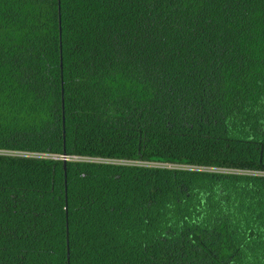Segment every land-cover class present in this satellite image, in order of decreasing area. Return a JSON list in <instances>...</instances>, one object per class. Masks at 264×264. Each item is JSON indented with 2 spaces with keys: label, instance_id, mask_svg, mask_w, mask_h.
<instances>
[{
  "label": "trees",
  "instance_id": "obj_1",
  "mask_svg": "<svg viewBox=\"0 0 264 264\" xmlns=\"http://www.w3.org/2000/svg\"><path fill=\"white\" fill-rule=\"evenodd\" d=\"M0 151V264H264V0H0Z\"/></svg>",
  "mask_w": 264,
  "mask_h": 264
},
{
  "label": "rangeland",
  "instance_id": "obj_2",
  "mask_svg": "<svg viewBox=\"0 0 264 264\" xmlns=\"http://www.w3.org/2000/svg\"><path fill=\"white\" fill-rule=\"evenodd\" d=\"M9 154V155H15V156H27V157H35V156H39V155H36V154H31V153H23V152H11V151H0V154ZM25 154V155H24ZM50 158H55V157H52V156H48ZM94 161V159H91V161ZM87 161V160H86ZM102 162H106V163H114V164H124V162H121V161H113V160H104ZM127 163V162H125ZM136 164V163H135ZM146 165H151V166H163V165H152V164H146ZM201 168V167H200ZM201 170H213L211 168H201ZM231 172H234V171H231Z\"/></svg>",
  "mask_w": 264,
  "mask_h": 264
},
{
  "label": "built area",
  "instance_id": "obj_3",
  "mask_svg": "<svg viewBox=\"0 0 264 264\" xmlns=\"http://www.w3.org/2000/svg\"><path fill=\"white\" fill-rule=\"evenodd\" d=\"M36 155H39V156H35L37 158H50L48 156H52V155H48V154H36ZM52 157H55L54 159H60L62 161H63V159H66V161H68V160H77V161H81V160H84V161L91 160V159H85V158L74 157V156H66V155H61L59 157H56V156H52Z\"/></svg>",
  "mask_w": 264,
  "mask_h": 264
},
{
  "label": "water",
  "instance_id": "obj_4",
  "mask_svg": "<svg viewBox=\"0 0 264 264\" xmlns=\"http://www.w3.org/2000/svg\"><path fill=\"white\" fill-rule=\"evenodd\" d=\"M65 163H66V159H63V165H64V167H65Z\"/></svg>",
  "mask_w": 264,
  "mask_h": 264
}]
</instances>
